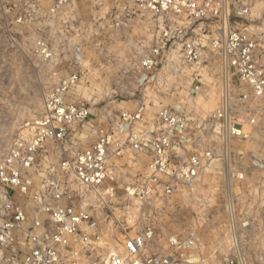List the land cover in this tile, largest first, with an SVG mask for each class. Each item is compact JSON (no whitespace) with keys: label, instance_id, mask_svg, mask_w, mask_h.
Here are the masks:
<instances>
[{"label":"built area","instance_id":"2783aa9c","mask_svg":"<svg viewBox=\"0 0 264 264\" xmlns=\"http://www.w3.org/2000/svg\"><path fill=\"white\" fill-rule=\"evenodd\" d=\"M75 1L21 0L7 9L15 11L10 28L0 23L4 32L29 31L25 50L12 38L9 45L40 68L38 80L45 85L41 115L22 124L0 161V264H210L199 254L197 233L167 236L160 249V233L149 223L127 226L115 220L110 238L121 251L111 242L101 246L105 229L93 211L110 209L119 188L125 199L137 196L143 203L188 197L213 162L217 144L223 161L231 142L253 138L251 129L264 124V0H114L117 8L107 15L111 27L128 24L136 12L153 24L150 38L133 45L136 87L154 84L168 96L165 83L180 77L192 82L179 100L159 102L152 119L145 101L92 112L79 100H67L84 79L85 46L72 41L73 28L66 26ZM64 56L67 68L61 65ZM204 76L213 82L217 106L201 118L195 105L197 96H207ZM82 129L94 141L72 150L87 137ZM52 150L54 162L48 160ZM141 159L146 163L137 179L121 181L122 170ZM249 163L264 167L256 153ZM230 176L243 174L231 171ZM18 195L37 210L31 219ZM224 264L245 263L232 256Z\"/></svg>","mask_w":264,"mask_h":264},{"label":"rangeland","instance_id":"374dc122","mask_svg":"<svg viewBox=\"0 0 264 264\" xmlns=\"http://www.w3.org/2000/svg\"><path fill=\"white\" fill-rule=\"evenodd\" d=\"M20 4L21 0H0V23L3 28L6 23L10 28L9 23L15 13L7 9ZM116 8L114 0H77L73 3L70 15H74L66 21V26L73 28L70 34L72 41L85 46L80 66L84 79L76 89L77 93L67 100H79L87 104L92 112L108 103L118 111L119 108L115 107L118 102H123L120 107H132L135 101H145L148 104L146 116L152 119L159 102L171 104L179 100L186 95L192 82L188 77H180L175 84L165 83L168 96L163 95L161 88L154 84L145 90L136 87L132 82L133 45L140 37L150 38L153 24L142 21L136 12L128 24L111 27L107 15ZM4 30H0V54H3L0 56V161L12 147L22 124L41 115L45 89V85L38 80V76L42 77L40 68L33 67L18 54L20 50L9 45L12 38L19 41V47L25 50L30 41L29 31L20 27H16L15 32ZM20 30L22 33L18 34ZM93 44H96L94 48ZM5 45L7 48L3 49ZM61 65L67 68L66 56L62 57ZM210 77L203 78L202 90L207 96L196 98L197 117L208 116L217 106V95ZM49 82H53L52 77ZM124 88L130 94L123 92ZM259 125L253 129L250 141L231 142L223 161L220 159V145L214 147L213 162L203 171L194 185L195 191L188 197L177 194L143 203L137 196L125 199L119 188L109 205L110 209L95 207L93 211L94 217L105 229L101 246L111 242L121 251L120 245L112 241L114 236L110 238L111 233L114 235L112 222L115 220L123 221L127 226L149 223L160 233V249L165 247L167 236L184 238L194 232L201 238L199 254L210 264H224L232 256H239L245 264H264V167L259 169L249 163L252 153L259 155L264 163V124ZM80 131L87 137L78 139L72 150L87 147L94 141L88 130ZM48 157L50 161H57L53 150L49 151ZM145 163V159L130 163L122 170L125 177L120 176V180L135 181ZM38 165L39 169L43 168V163ZM231 171L241 172L243 177H231ZM16 198L31 219L37 212L32 202L23 196ZM38 216L46 219L42 214Z\"/></svg>","mask_w":264,"mask_h":264},{"label":"crops","instance_id":"0c3cea01","mask_svg":"<svg viewBox=\"0 0 264 264\" xmlns=\"http://www.w3.org/2000/svg\"><path fill=\"white\" fill-rule=\"evenodd\" d=\"M93 48H94V47H93ZM84 50H85V47H84V49H83V57H84ZM145 103H146V102H145ZM108 106H109V103H108V104H105L104 106H102L101 109L104 110V108H107ZM116 106H117V108H119V109L121 108L119 104L115 105V107H116ZM95 111L97 112V111H99V109H98V110L96 109ZM251 130L253 131V129H251Z\"/></svg>","mask_w":264,"mask_h":264}]
</instances>
